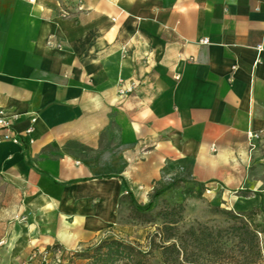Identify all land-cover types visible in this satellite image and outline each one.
I'll use <instances>...</instances> for the list:
<instances>
[{
	"label": "crops",
	"instance_id": "1",
	"mask_svg": "<svg viewBox=\"0 0 264 264\" xmlns=\"http://www.w3.org/2000/svg\"><path fill=\"white\" fill-rule=\"evenodd\" d=\"M0 109V264L88 245L127 197L264 209V0H0Z\"/></svg>",
	"mask_w": 264,
	"mask_h": 264
},
{
	"label": "rangeland",
	"instance_id": "2",
	"mask_svg": "<svg viewBox=\"0 0 264 264\" xmlns=\"http://www.w3.org/2000/svg\"><path fill=\"white\" fill-rule=\"evenodd\" d=\"M191 187L184 190L181 200L176 202L169 199H161L159 194H152L151 206L146 211L135 209L136 202L130 197L126 201H122L119 216L120 221H112L103 229L98 231L94 239L85 246L80 247L68 259V264H89L90 257L93 255V249L103 240L119 239L127 243L137 250L147 252L144 260L146 264H168L161 259L159 250L156 247L159 238V230L162 221H169V218L162 216L163 212H171L172 205L182 203L184 208L180 213H176L170 219H177L178 222L174 225L178 233L194 225H206L210 229H222L221 234L217 236L220 242L225 243V250L220 256L213 254L211 248L206 251L200 250L197 244H193L189 249L192 252L194 264H264V209L259 210L252 217V220L242 218L243 221H253V225H257L258 245L260 257H253L251 260L247 258L243 246L240 242L241 236L238 233L230 231V226L234 221H241V218H230L223 211H228L234 216L249 211H240L232 205L230 195L224 193L222 189L215 190L213 199H208L201 194L204 192L203 187H198L192 193ZM206 195V194H205ZM196 197L202 200L203 205H188L187 199ZM135 203V204H134ZM129 204V205H128ZM253 210V209H252ZM238 226V223L236 224ZM199 240V239H198ZM197 241V240H196ZM114 264H131L126 260L118 261Z\"/></svg>",
	"mask_w": 264,
	"mask_h": 264
},
{
	"label": "trees",
	"instance_id": "3",
	"mask_svg": "<svg viewBox=\"0 0 264 264\" xmlns=\"http://www.w3.org/2000/svg\"><path fill=\"white\" fill-rule=\"evenodd\" d=\"M150 206V202L146 205L136 204L135 209L146 211ZM183 208L184 206L182 203H176L172 205L170 209L171 212L162 213L164 218H169V221H162L158 243L155 247L159 250L162 261L168 264H194V259L191 257L193 254L189 251V248L193 246L194 243L197 244L202 251L207 252V249L211 248L213 254L221 256L226 247L225 243L220 242L217 236L221 234L222 229H210L206 225H197L196 227L191 225L183 232L178 233L174 227L178 220L170 218L176 213L183 211ZM259 210L263 209H253L250 212L236 216L228 211H223L230 218H241V221H234L229 230L241 236L240 242L243 243L244 252L247 254V258L251 257V260L253 257H260L258 245V232L260 231L256 228L257 225H253V221H243L242 218L252 220V217L257 214ZM237 223L238 226H236ZM93 251L94 253L90 257L89 264H114L123 260L131 264H146L144 257L147 252L137 250L119 239L103 240ZM70 255L73 256V253Z\"/></svg>",
	"mask_w": 264,
	"mask_h": 264
},
{
	"label": "built area",
	"instance_id": "4",
	"mask_svg": "<svg viewBox=\"0 0 264 264\" xmlns=\"http://www.w3.org/2000/svg\"><path fill=\"white\" fill-rule=\"evenodd\" d=\"M30 3H35L38 0H27ZM68 11L61 9V15L66 16ZM207 39H201L200 43L206 44ZM59 48V45H55ZM178 79V76H175ZM139 85V81H131L127 87L120 88L119 97L123 98L129 95L134 88ZM31 132V128H28L24 131L25 135H28ZM21 134L16 132L13 129V122L10 117L6 116L3 110L0 109V142L3 141H12L20 142ZM206 193H209V190H205ZM2 241H0V245ZM69 251L62 250L58 247H43L35 248L22 260L20 264H68V259L71 257Z\"/></svg>",
	"mask_w": 264,
	"mask_h": 264
}]
</instances>
